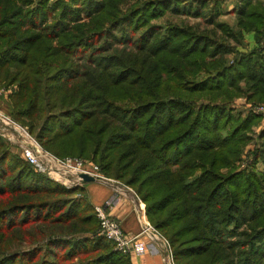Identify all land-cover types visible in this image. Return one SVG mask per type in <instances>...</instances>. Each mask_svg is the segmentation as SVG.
Returning <instances> with one entry per match:
<instances>
[{
	"label": "trees",
	"instance_id": "1",
	"mask_svg": "<svg viewBox=\"0 0 264 264\" xmlns=\"http://www.w3.org/2000/svg\"><path fill=\"white\" fill-rule=\"evenodd\" d=\"M127 1L0 0L9 112L45 151L131 187L173 264H264V127L235 167L263 116L232 106L264 102V2L240 0L235 29L162 30L153 20L200 5ZM243 31L261 46L228 58ZM98 230L81 186L36 172L0 136V264H133Z\"/></svg>",
	"mask_w": 264,
	"mask_h": 264
},
{
	"label": "built area",
	"instance_id": "2",
	"mask_svg": "<svg viewBox=\"0 0 264 264\" xmlns=\"http://www.w3.org/2000/svg\"><path fill=\"white\" fill-rule=\"evenodd\" d=\"M246 108V111L254 114H263L264 116V104L255 107L247 105ZM0 136L7 142L15 144L20 150L21 158L28 162L36 172L43 173L50 179L61 182L67 188L83 184L82 178L78 176L79 173H86L103 183H105L104 180H108V178L100 173L99 167L92 161L70 156L59 158L45 151L29 133L27 127L21 126L2 110H0ZM245 164L246 162L240 166L243 167ZM118 188L114 187L115 192H124ZM128 191H132L135 195V192L131 188H128ZM111 203L108 199L101 204L94 205V210L99 220L98 234L109 240L116 251L129 255L143 254L147 250V244L142 241L141 237L144 234L151 237L148 231L152 233V228L150 225L145 224L146 226L138 234L125 233L119 222L109 211ZM164 249L167 250L165 244ZM169 254L170 251L166 253L167 264L170 263Z\"/></svg>",
	"mask_w": 264,
	"mask_h": 264
},
{
	"label": "rangeland",
	"instance_id": "3",
	"mask_svg": "<svg viewBox=\"0 0 264 264\" xmlns=\"http://www.w3.org/2000/svg\"><path fill=\"white\" fill-rule=\"evenodd\" d=\"M133 2H134V0H128L126 2V4L123 6V8H125L126 5L132 4ZM203 2H205L204 5H203ZM239 2H240V0H186L180 6H192V8H194L195 6L200 5L202 14L201 15H195L194 13H192L193 10L190 11L189 13H183V12L182 13H174L172 11H167L160 18H158L156 20H153V22L158 24L162 28V30H164L165 26L168 23H170V22H173V23H176V24H188V25H192V26L198 27L199 29H204L205 30V29H211L213 27L212 26V20H218V21L223 22L224 24L228 25L230 28L235 29L237 27V17L235 15L234 9L239 4ZM215 3H217V6L215 5ZM216 8H218V10L220 12L219 16H217V17L212 15V14H214ZM248 32H250V31H243L242 37L236 42L233 41L232 39L228 40V42H229L228 44H229V48H230L229 49L230 50L229 54L227 56L228 58H231L235 54L236 51L248 52L250 50H253L252 49L253 47H250V43L246 40V37H245V34H247ZM219 34H220V32H219ZM15 87L16 86L13 85L11 87L9 86V88L6 89V87L4 85L0 84V110H2L3 112H5L9 116H11L14 120H16V119L11 115V113L8 110L9 100H8L7 96L10 93V91L12 89H14ZM263 104H264V102H258V103L247 102L244 97L236 98V99H234L232 101V106L233 107H235V108H237L239 110H243V112H249V113H252V112L246 111L247 105H249L251 107H255V106H259V105H263ZM258 115L263 116V114H258ZM263 119H264V116H263ZM263 119H261V121L257 125H254L252 127V131L248 133L249 137H251V140L245 145V147L243 148V151L241 152L240 158L235 162V167L236 168L241 167L240 165L245 163V162H247L248 158L250 157L251 150L253 149L254 144H255L254 140L257 141L256 135L259 132V130L264 127V120ZM17 122L21 126L27 127L26 125L22 124L21 122H19V121H17ZM6 143H7L8 147H9V149L12 152H14L15 154H18L20 156V150L18 149V147L15 144H11V143H9L7 141H6ZM66 157H69V156H66ZM83 159L92 161L89 158H83ZM92 162H94V161H92ZM243 167H245V165ZM257 169L261 170L262 166L261 165H257ZM102 175H104V174H102ZM106 178H108V180L107 181L104 180V182L107 185L109 184V185H112L113 187H119L120 188V189L118 188L119 190H123L124 192H129L128 194H130L132 196L134 204L136 203L135 205H137V207H138L137 202H139L141 204V208L143 206L144 212H145V205L138 198V195L136 193L134 195L132 193V191H128V188H131V187L123 184L121 181H118L116 179L109 178V177H106ZM56 182L62 184L59 181H56ZM63 186L65 188H67L66 185H63ZM75 187H80V186L78 185V186H75ZM75 187H72V188H75ZM72 188H67V189H72ZM75 195L78 196L79 193H75ZM95 205H97V204H95ZM141 212L142 211H140V213ZM141 219L143 220V223L141 222V230L143 229V227L146 226L145 224L150 225V227L152 228L151 229L152 233L157 235L161 239V241L164 242L167 250L170 251V247H169L168 241L162 235H160V233H158L157 230H155V228L148 221V219L146 217V214H145V217H144L143 212L141 213ZM96 235L101 236L98 233ZM90 236H91V234H90ZM143 236L147 240H150V242H152L157 248H159V254H160V256L163 259V264H167L166 253L168 251L165 250L164 247L163 248L160 247L159 244H157L152 239V237H148L146 234H144ZM113 250H114V248H113ZM169 259H170V263L169 264H173V261H172V258H171V251H170V254H169Z\"/></svg>",
	"mask_w": 264,
	"mask_h": 264
},
{
	"label": "crops",
	"instance_id": "4",
	"mask_svg": "<svg viewBox=\"0 0 264 264\" xmlns=\"http://www.w3.org/2000/svg\"><path fill=\"white\" fill-rule=\"evenodd\" d=\"M261 1L264 2V0ZM245 37L246 40L250 43V47H253L252 49L261 46L254 39L253 31L245 34ZM262 52L264 53V46L262 47ZM81 187L83 188L87 198L93 205L101 204L110 198L114 199V202L111 203L109 211L112 216L119 222L122 230L127 234L133 235L140 232L141 222L143 223V220L141 219L142 212L145 217L144 208L143 206L141 208V204L139 202H137L138 207L137 205H135L136 203L134 204L132 196L128 194L129 192L117 193L115 192L112 185H107L106 183L99 182L97 180L92 182H83ZM140 211L142 212L140 213ZM141 238L142 241L147 244V250L140 255L130 254L132 263L163 264V259L159 254V248H157L152 242H150V240H147L144 236H142Z\"/></svg>",
	"mask_w": 264,
	"mask_h": 264
},
{
	"label": "water",
	"instance_id": "5",
	"mask_svg": "<svg viewBox=\"0 0 264 264\" xmlns=\"http://www.w3.org/2000/svg\"><path fill=\"white\" fill-rule=\"evenodd\" d=\"M78 176L82 178L83 182L95 181V178L93 176H90L86 173H79Z\"/></svg>",
	"mask_w": 264,
	"mask_h": 264
},
{
	"label": "bare ground",
	"instance_id": "6",
	"mask_svg": "<svg viewBox=\"0 0 264 264\" xmlns=\"http://www.w3.org/2000/svg\"><path fill=\"white\" fill-rule=\"evenodd\" d=\"M148 233L151 234V236H152V238H153L154 241H156L162 248L164 247L163 246L164 245V242L161 241V239L157 235H155L153 233H150L149 231H148Z\"/></svg>",
	"mask_w": 264,
	"mask_h": 264
}]
</instances>
